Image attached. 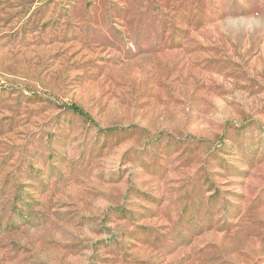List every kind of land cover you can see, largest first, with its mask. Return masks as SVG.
<instances>
[{"label": "rangeland", "instance_id": "374dc122", "mask_svg": "<svg viewBox=\"0 0 264 264\" xmlns=\"http://www.w3.org/2000/svg\"><path fill=\"white\" fill-rule=\"evenodd\" d=\"M0 264H264V0H0Z\"/></svg>", "mask_w": 264, "mask_h": 264}]
</instances>
